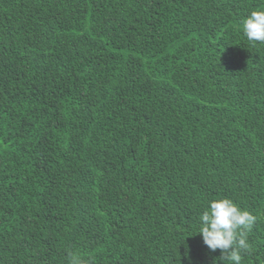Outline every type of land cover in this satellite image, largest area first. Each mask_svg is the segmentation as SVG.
Listing matches in <instances>:
<instances>
[{
  "label": "trees",
  "instance_id": "obj_1",
  "mask_svg": "<svg viewBox=\"0 0 264 264\" xmlns=\"http://www.w3.org/2000/svg\"><path fill=\"white\" fill-rule=\"evenodd\" d=\"M261 9L0 0V264H223L196 234L221 198L264 264Z\"/></svg>",
  "mask_w": 264,
  "mask_h": 264
},
{
  "label": "clouds",
  "instance_id": "obj_2",
  "mask_svg": "<svg viewBox=\"0 0 264 264\" xmlns=\"http://www.w3.org/2000/svg\"><path fill=\"white\" fill-rule=\"evenodd\" d=\"M242 31L250 43H264V9L251 11L242 21ZM208 204L199 217L196 234L202 235L204 244L211 251L221 250L219 259L223 264L225 261L241 264L250 248L247 235L256 223V217L229 198L211 200ZM70 264L85 262L79 253H72Z\"/></svg>",
  "mask_w": 264,
  "mask_h": 264
}]
</instances>
